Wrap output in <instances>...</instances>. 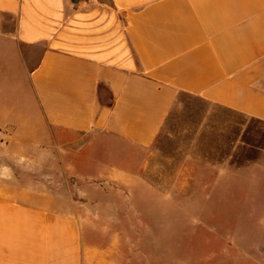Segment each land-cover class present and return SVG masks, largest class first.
Wrapping results in <instances>:
<instances>
[{
	"label": "crops",
	"instance_id": "obj_1",
	"mask_svg": "<svg viewBox=\"0 0 264 264\" xmlns=\"http://www.w3.org/2000/svg\"><path fill=\"white\" fill-rule=\"evenodd\" d=\"M257 126L264 0H0V264H110L86 237L99 214L58 199L66 175L264 220ZM93 135L136 149L135 173L86 164Z\"/></svg>",
	"mask_w": 264,
	"mask_h": 264
},
{
	"label": "rangeland",
	"instance_id": "obj_2",
	"mask_svg": "<svg viewBox=\"0 0 264 264\" xmlns=\"http://www.w3.org/2000/svg\"><path fill=\"white\" fill-rule=\"evenodd\" d=\"M257 132L264 146V129L257 126ZM87 138L81 149L86 164L108 161L135 173L140 162L136 149L102 136ZM77 180L80 193L73 188ZM65 181L68 186L57 191L65 196L58 199L71 194L82 208L99 214V220L84 222L86 237L92 248L112 250L107 256L110 264H264V220L241 219L245 215L235 213L243 206L186 205V198L199 197L201 191L122 190L99 174L80 179L66 175ZM234 194L242 204L250 191ZM257 200L258 209H264V196Z\"/></svg>",
	"mask_w": 264,
	"mask_h": 264
},
{
	"label": "water",
	"instance_id": "obj_3",
	"mask_svg": "<svg viewBox=\"0 0 264 264\" xmlns=\"http://www.w3.org/2000/svg\"><path fill=\"white\" fill-rule=\"evenodd\" d=\"M73 2H77L78 0H72Z\"/></svg>",
	"mask_w": 264,
	"mask_h": 264
}]
</instances>
